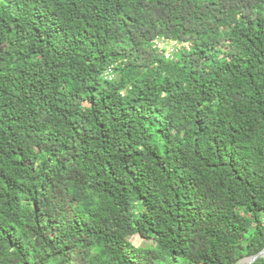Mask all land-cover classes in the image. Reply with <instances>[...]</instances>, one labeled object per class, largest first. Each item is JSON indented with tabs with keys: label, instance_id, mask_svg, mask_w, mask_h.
Returning a JSON list of instances; mask_svg holds the SVG:
<instances>
[{
	"label": "trees",
	"instance_id": "1",
	"mask_svg": "<svg viewBox=\"0 0 264 264\" xmlns=\"http://www.w3.org/2000/svg\"><path fill=\"white\" fill-rule=\"evenodd\" d=\"M263 248L264 0H0V264Z\"/></svg>",
	"mask_w": 264,
	"mask_h": 264
},
{
	"label": "water",
	"instance_id": "2",
	"mask_svg": "<svg viewBox=\"0 0 264 264\" xmlns=\"http://www.w3.org/2000/svg\"><path fill=\"white\" fill-rule=\"evenodd\" d=\"M264 256V248L257 254L249 256L240 260L237 264H250L255 261L258 257Z\"/></svg>",
	"mask_w": 264,
	"mask_h": 264
},
{
	"label": "rangeland",
	"instance_id": "3",
	"mask_svg": "<svg viewBox=\"0 0 264 264\" xmlns=\"http://www.w3.org/2000/svg\"><path fill=\"white\" fill-rule=\"evenodd\" d=\"M179 49H180L179 47H176V50H179ZM129 240L135 246L142 245V243L144 242V239L140 235H138V234H135V235L131 236Z\"/></svg>",
	"mask_w": 264,
	"mask_h": 264
},
{
	"label": "built area",
	"instance_id": "4",
	"mask_svg": "<svg viewBox=\"0 0 264 264\" xmlns=\"http://www.w3.org/2000/svg\"><path fill=\"white\" fill-rule=\"evenodd\" d=\"M177 45L175 44V42H170V44L168 45V51L172 50V48L176 47ZM172 47V48H171Z\"/></svg>",
	"mask_w": 264,
	"mask_h": 264
}]
</instances>
